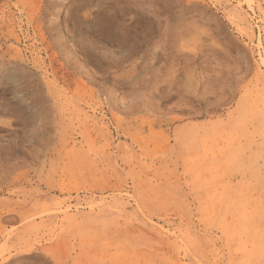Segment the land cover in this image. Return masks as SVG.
I'll list each match as a JSON object with an SVG mask.
<instances>
[{"label": "rangeland", "instance_id": "obj_1", "mask_svg": "<svg viewBox=\"0 0 264 264\" xmlns=\"http://www.w3.org/2000/svg\"><path fill=\"white\" fill-rule=\"evenodd\" d=\"M0 264H264V0H0Z\"/></svg>", "mask_w": 264, "mask_h": 264}, {"label": "bare ground", "instance_id": "obj_2", "mask_svg": "<svg viewBox=\"0 0 264 264\" xmlns=\"http://www.w3.org/2000/svg\"><path fill=\"white\" fill-rule=\"evenodd\" d=\"M62 6V5H61ZM61 7L60 8H57V11H56V13H60L61 12Z\"/></svg>", "mask_w": 264, "mask_h": 264}]
</instances>
